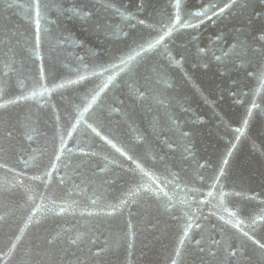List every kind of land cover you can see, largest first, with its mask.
<instances>
[{"label": "water", "instance_id": "1", "mask_svg": "<svg viewBox=\"0 0 264 264\" xmlns=\"http://www.w3.org/2000/svg\"><path fill=\"white\" fill-rule=\"evenodd\" d=\"M0 264H264V0H0Z\"/></svg>", "mask_w": 264, "mask_h": 264}]
</instances>
